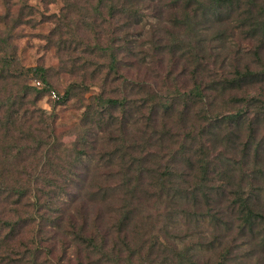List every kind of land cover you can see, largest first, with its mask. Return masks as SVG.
I'll use <instances>...</instances> for the list:
<instances>
[{"label": "rangeland", "instance_id": "1", "mask_svg": "<svg viewBox=\"0 0 264 264\" xmlns=\"http://www.w3.org/2000/svg\"><path fill=\"white\" fill-rule=\"evenodd\" d=\"M109 4V1L100 0H0V18L7 12L13 17L9 22L0 23V31L10 35L0 55L12 57L14 65L11 69L19 74L22 83L33 86L35 81H42L44 77L58 97L62 98L66 91H70L71 95L64 100L54 99L45 93L36 107L56 126V136L64 147L71 149L77 145L78 137H85L89 142L94 139L93 146L96 148L83 166L73 167L72 171L68 170L62 154V160H55V163L61 164L60 169L67 168V178L56 172L46 173L47 170L40 168L32 177L31 184L26 182L27 197L20 205L14 204V200L0 204V215L11 216L13 222L18 223L10 230L13 235L10 240L2 244L0 264H27L23 253H30L36 243L41 244L44 250L38 260L32 259V264H112L110 259L101 258V253L93 250L94 246L87 247L86 244L78 243L75 235L67 233L73 224L85 225L89 231L99 229L104 237L112 234L110 246L118 237V232L113 228L117 222L114 212L124 193L121 186H118L119 177L111 176L118 170L119 160L111 163L107 154L113 149L110 141L121 138L119 128L117 131L115 128L104 131L105 128L98 126V119L101 120L100 117L103 116H98L96 125L92 126L90 132L81 126L86 107L92 104L100 92L112 97L119 93V97H126L127 103H130L125 106L126 109L113 110L121 122L130 117L125 137L129 146L147 143L152 132L156 135L154 131L157 129L181 136L189 132L192 126L186 121L187 117L182 121L181 114L176 112L185 110L182 114L189 112L191 117H195L196 112L197 119L198 112L201 109L205 112L206 109V117L212 118L234 113L242 106V103L232 106L225 102L231 95L246 96L247 92L244 90L233 94L228 92L215 101L211 99L216 98V95L205 91L208 95L206 105L201 104L190 110L193 108L191 104L195 102L189 100L188 93L193 87L198 68H203L208 80L209 74L214 79H219L221 72L229 74L240 69L239 67L243 70L250 67L251 71L258 73L253 79L258 82L247 91L256 95L260 100L259 104L263 105L264 75L259 73L264 67L253 54L258 45V35L248 36L244 33V28L238 29L241 21L235 20L236 14L229 25L238 27L226 43L208 41L206 49L198 51V47L194 49L193 45H189L190 40L182 42V39H176L175 35L164 31L173 28L168 21L172 12L168 7L164 10L166 22L162 23L159 18L161 11L149 9L152 5L148 2L142 5L141 12L138 10V3H134L129 6V16L121 13L114 18L108 16ZM160 4L166 5L160 0L154 3ZM260 5H264V0H260ZM134 10H138V17ZM111 53L120 60L118 73L107 75ZM242 56L244 60L239 59ZM262 60L264 62V55ZM32 69L41 70V74L37 76L33 71L27 72ZM149 99L151 100L148 101ZM145 100L148 105L144 107ZM149 115H152L151 122L148 121ZM198 121L199 123L193 122L196 131L200 130L201 125L207 124L206 120ZM166 123L167 128L164 129ZM214 126L227 128L228 124L222 122L220 125L215 123ZM249 126L254 128L250 162L252 166L264 171V148L259 156V151L255 149L257 143L264 141V112L260 108L251 109L248 120L241 126V139L235 141V146L226 142L219 145L218 149L228 146L227 159L241 162V149L249 137ZM208 139L209 136L205 134L202 141H209ZM168 140L167 135L161 144L157 143L154 151H163V142ZM174 141L166 148L165 154H170L169 150L177 147L181 138H175ZM189 145L195 149L198 147L197 143ZM175 162L177 169L181 171V163L170 160V163ZM230 167L237 168L238 165L231 163ZM177 179L178 182L182 180L179 177ZM212 185L217 186L214 182ZM79 195L82 197L74 199ZM36 200L43 203L44 208L33 206ZM185 209L188 210V206ZM148 210L150 221H160V226L168 223L164 215L166 211L158 215L153 209ZM227 214L230 215L229 212ZM43 215L53 218L59 216L58 223L66 228L62 231L52 228L48 218L39 220ZM188 219L185 215L175 216L173 223L169 222V227L175 228L171 230L169 237L161 234V240L178 244L181 241V247L197 246L202 239L207 245L213 236L221 235L215 243V250H210L207 246L198 250L202 261L217 262L219 253L229 247L236 248L243 241L235 249L234 255H230V264H264V248L259 247L262 236L251 244L246 235L239 243L234 244L239 234L237 223L229 231L222 230L220 234L216 220L203 218L195 222L193 218L190 219L192 221ZM4 234H7L5 230ZM248 253L251 255L248 256ZM7 254L9 256H5Z\"/></svg>", "mask_w": 264, "mask_h": 264}, {"label": "trees", "instance_id": "2", "mask_svg": "<svg viewBox=\"0 0 264 264\" xmlns=\"http://www.w3.org/2000/svg\"><path fill=\"white\" fill-rule=\"evenodd\" d=\"M107 1L110 2L108 16L111 18L121 13L128 15L129 6L134 3H138V10L141 12L142 5L148 2L152 5L149 9L161 11L159 18L164 23L166 22L164 10L168 7L172 10L168 21L173 28L164 29V31L169 35H175L176 39H182L180 40L182 42L190 40L189 45H193L194 49L198 47V51L206 49L205 45L208 41L226 43L238 27L229 25L232 22L231 18L236 14L235 20L241 21L238 29L244 28V33L248 36L258 35L256 36L258 45L253 54L258 63L264 67L262 60L264 5H260V0H160L166 5H154L157 0H100V2ZM138 10H134L136 17H138ZM2 19L0 18V23L9 22L13 17L10 12H7ZM9 36L0 31L1 52H3L2 47H5L10 39ZM104 51L107 49L104 48ZM110 58V70L107 75L117 74L120 60L114 53H111ZM239 59L244 60V57ZM13 65L12 57L0 55V204L3 201L14 200V204L20 205L21 201L27 197L26 182L31 184L34 174L40 168L47 170L46 173L56 172L67 178L68 176H65L67 168L60 169L61 164L55 163V160H62L63 154L68 170L72 171L73 167L83 166L96 148L93 146L95 140L89 142L85 137H78L77 145L71 149L64 147L60 138L56 136V126L36 107L45 93L52 96V93L56 92L44 77L42 81H35L33 86L22 83L19 74L11 69ZM239 68L234 73L221 72L219 79H214L212 74H209L208 80L204 76L203 68H198L193 87L188 93L189 100L195 102L191 104L193 108L190 110H194L195 106L206 105L208 93L212 92L216 95V98L211 99L215 101L228 92L233 94L244 90L245 93L247 92L246 96L231 95L225 102L226 105L232 106L242 103V106L234 113L207 118V110L205 109L204 112L201 109L196 119V112L195 117H191V113L182 114L185 110L179 111L176 113L181 114V120L184 121L187 117L186 121L192 126L189 132L181 136L171 131L157 129L154 131L156 135L152 132L147 143L143 142L134 146H129L125 138L130 117L121 122L113 112V110H119L118 108L126 109L125 106H129L130 103H127L126 97H119L121 96L119 93L116 97H112L100 92L92 104L86 107L81 126L90 132L92 126L96 125L95 120L98 116H103L100 117L101 120L98 119V126L105 128L104 131L114 128L117 131L119 128L121 138L110 141L113 149L107 154L110 156L111 163L119 160V168L111 176L119 177L118 186H121L124 193L120 205L114 212L115 216L117 215V222L113 228L118 232V237L110 246L112 234L104 237L99 229L89 231L85 225L73 224L66 232L75 235L78 243L86 244L87 247L94 246L93 250L100 252L101 258L110 259L112 264H133V261H136V264H230V255H234L235 249L243 243V241L239 243L240 239L246 235L250 238L251 244L262 236L259 247L264 248V171L252 166L250 162L254 128L252 126L248 128L249 137L241 149L243 155L241 162L227 159L228 146L218 149L219 145H224L223 143L226 142L229 145L233 143L232 146H235V141L241 139V126L248 120L251 109L257 107L264 112V97L261 100L263 105L259 104L260 100L257 96L247 91L258 82L253 80L258 73L251 71L250 67H246L245 70ZM32 71L37 76L41 74V70L38 69L27 70V72ZM259 75H264V69ZM56 95L58 100H64L71 95V92L66 91L62 98L58 97L57 93ZM147 105L148 102L145 100L144 107ZM208 112H211L210 109ZM105 119L108 121L106 122ZM202 119L206 120L207 124L201 125L200 130L196 131L193 122L199 123L198 120ZM148 121H152V115H149ZM222 122L228 124L227 128H215V123L220 125ZM165 125L164 129L167 128V123ZM205 134L209 136L208 140L212 143L202 141ZM167 135L170 140L163 142L165 143L162 147L163 151H154L157 143L161 144L162 139ZM178 137L181 141L177 147H173V151L169 150L170 154H165L169 144L175 142L174 139ZM198 139L200 141H197ZM190 143H197L198 147L195 149L189 145ZM263 148L264 141L257 143L255 149L259 151L258 156ZM170 160L181 163L183 166L181 171L177 169L176 162L170 163ZM231 163H235L238 167H230ZM177 177L182 180L178 182ZM213 182L217 186L212 185ZM84 189L86 190L85 186ZM100 192L102 193L101 190ZM80 197L82 196H76L74 199ZM38 202L36 200L33 206L38 205L39 209L44 208V204ZM187 206L188 210L185 209ZM150 208L159 213L158 215L166 211L164 215L168 223L160 226V221H150L148 214ZM179 214L188 216L189 221L193 218L195 222L203 218L216 220L217 231L220 234L222 230L229 231L231 226L237 223L239 234L234 244L239 243V245L236 248L229 247L223 250L218 255L219 260L213 262L202 261L198 250L206 246L210 250H215V243L221 235L213 236L207 245L202 239L197 246L181 247V241L178 244L165 239L161 240L163 238L161 234L169 237L171 230L175 228L169 227V222L173 223L174 217ZM58 217L43 215L39 220L48 218L52 228L62 231L66 227L58 223ZM11 218L8 215H0V249L2 244L8 242L13 236L10 230L18 225ZM4 230L7 234H4ZM228 237L229 235L224 238ZM43 250L42 245L36 243L30 253H23L26 256L25 262L32 264V259L38 260ZM250 255L248 253V256Z\"/></svg>", "mask_w": 264, "mask_h": 264}, {"label": "built area", "instance_id": "3", "mask_svg": "<svg viewBox=\"0 0 264 264\" xmlns=\"http://www.w3.org/2000/svg\"><path fill=\"white\" fill-rule=\"evenodd\" d=\"M37 85H40V83H37ZM52 97L54 98V99H56L57 98V95H56V93H52Z\"/></svg>", "mask_w": 264, "mask_h": 264}]
</instances>
